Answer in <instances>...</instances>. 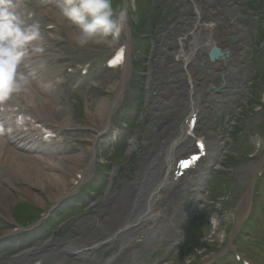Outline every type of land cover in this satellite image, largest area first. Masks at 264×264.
I'll return each mask as SVG.
<instances>
[{
	"label": "rangeland",
	"instance_id": "obj_1",
	"mask_svg": "<svg viewBox=\"0 0 264 264\" xmlns=\"http://www.w3.org/2000/svg\"><path fill=\"white\" fill-rule=\"evenodd\" d=\"M232 1L239 6L238 9L243 14L250 17L238 21L252 27L248 30L249 35L244 37L248 46L242 49L244 59L242 65L248 73L243 80L244 84H239V89H243L247 94L243 91L239 93L240 97L230 108H217L219 121L216 127L223 133L228 132L225 138L226 146L221 154L222 169L212 171L208 177L205 188L206 202L191 208L192 202L187 201L182 207L183 210L195 209L193 212L184 213L187 220L180 230L184 233L186 241L181 240L182 246L173 250L162 264H207L210 262L209 258L218 255L222 251V245L227 244L233 248L246 249L251 254L257 253L260 257L257 259L254 257V263L264 264V0ZM57 2L60 3L57 7L61 10L64 1ZM111 2L117 12L120 9L127 10L126 22L129 31L126 32L122 27L119 39L111 45L90 43L84 47L74 42L73 36L77 31L75 25L62 16L57 20L51 16V12L57 7L48 6L44 0H23L17 7L21 13L35 14L28 24L38 23L42 35V39L34 41L26 54L32 62V67L27 68L35 70L33 79L36 80L27 84L44 109L46 99L50 97L54 106L53 116L57 121L54 124H61L64 119L69 121L68 125L60 128L59 136L53 145L50 144L60 145V152H51L57 159L63 155L84 152L86 154L84 162L91 161V155H95L96 162L90 176L83 184L81 183L80 197L71 199V206L66 204L55 211L53 210L55 200L35 202L22 189L30 186L33 193L38 194L39 188L33 184L29 185L9 168L0 165V182L4 189L10 191L7 194L0 192V199L4 198L5 202L10 203L11 211L10 217L0 213V233L3 235L10 230L16 231L12 234L13 237L11 236L14 242L8 243L0 252V261L15 257L51 238L75 234L74 223L77 219L93 213L91 203L104 199L111 188L117 187V180L132 178L131 174L137 170L141 162L140 150L130 151L129 147L136 133H141L148 123L147 82L151 70L150 62L162 45L159 38L161 31L178 21L180 12L185 11L190 2L189 0H111ZM188 16L194 17L192 11H189ZM222 16L226 21L229 20L227 13H222ZM168 36L169 39L174 37L173 34ZM127 42L130 44L131 76L121 100L107 116L109 120H113L110 125L119 130L123 137L114 139L108 129L105 138L97 139L102 131L95 128L89 117H92L103 99L109 101L114 99L115 92L112 87L119 84L124 71L123 65L113 69L106 68V61ZM35 48H42L43 51L37 52ZM43 66H47L46 70L51 72L49 74L52 81L46 86L48 94L40 91L42 86L40 70ZM85 66H88V74L81 76L79 72ZM19 71L23 73V68H19ZM10 101L16 109L25 108L21 96H12ZM163 106L162 104L164 109L168 108ZM231 117L232 119L228 120ZM33 163L41 168L42 173L48 172L47 167L43 168L34 161ZM204 166L206 165L198 167L200 172L201 169L204 170ZM64 169L66 173L69 171L67 167ZM114 174L113 186L108 184V180L110 175ZM78 176V173H69L67 191L81 185ZM103 180L106 182L105 185ZM249 184L252 205L247 221L243 225L247 231L240 236L243 231L239 234L235 217ZM91 188L95 190L92 193ZM183 210H179L180 213L177 215L181 216ZM213 215L221 219L215 229L213 226L208 227L206 221L212 219ZM20 224L29 227L21 230ZM157 247L159 248L149 254L152 259L155 255L161 256L165 254V250L171 249L167 244L161 243ZM247 257L252 259L250 254H247Z\"/></svg>",
	"mask_w": 264,
	"mask_h": 264
},
{
	"label": "bare ground",
	"instance_id": "obj_2",
	"mask_svg": "<svg viewBox=\"0 0 264 264\" xmlns=\"http://www.w3.org/2000/svg\"><path fill=\"white\" fill-rule=\"evenodd\" d=\"M193 4L197 11L196 17L189 18L188 13L192 11L189 8ZM186 7L185 11L180 12L178 21L161 31L159 38L162 45L150 62L147 82L148 123L141 133H136L129 147L130 151L140 150L141 156L137 170L131 174L132 178L117 180V187L111 188L104 199L91 203L93 213L77 219L74 223L75 234L51 238L15 257L0 261V264H122L145 257L155 247L157 236L164 239V243H173L181 238V235L177 236L187 218L183 216L185 211L192 212L196 198L198 201L206 200V172L196 174L188 170L179 177L176 163L187 158L190 153L195 154L196 143L204 142L207 155L198 163L207 162L206 171L222 169L221 154L226 146L228 132L223 133L216 127L219 121L217 108H230L243 91L239 89V84H244L248 72L242 65V49L248 46L244 41L248 33L238 19L250 18L232 0H192ZM59 13V10H55L51 16L57 20L60 18ZM222 13L229 15L228 21L221 17ZM123 28L129 31L127 22ZM194 29H197L198 35V32L203 33L201 37L206 38L204 45L198 35L191 38L190 32ZM172 34L174 38L169 39L168 35ZM233 38H236V42L232 41ZM213 44L228 50L229 55L209 62L204 54ZM124 50L122 79L112 87L114 99H103L92 117H89L96 129H107V116L121 100L130 79L129 42L125 44ZM195 59L196 67L193 68L192 62ZM201 60L204 66L200 65ZM27 67H32V62L25 56L20 69L23 68L26 81L34 83L35 70ZM46 68L43 66L40 70L41 87H46L52 81L51 72ZM211 86H220V89H209ZM41 87L40 91L48 94V87ZM19 96L24 100L28 117L23 115L25 123L22 127L7 120L6 129L13 133L10 138H15L22 146L29 148L28 153L18 151L10 145V138L0 134V165L9 168L29 185L39 188L38 194H34L30 186L22 189L35 202H47L49 199L61 202L68 193L69 173H78L80 180L84 181L90 176L96 157L91 155V161L86 163L84 152L63 155L57 159L51 151L44 150L41 147L45 145L44 141L35 137L36 130L45 127L42 136L49 132L54 134L62 126L68 125L69 121L64 119L61 124H54L57 121L53 116L54 106L50 97L46 99L44 109L28 84L24 92L13 95ZM162 104L168 108H162ZM6 105L11 107L10 102ZM190 105L194 109L193 113L189 109ZM47 127L50 131H47ZM48 138L50 140L51 136ZM33 161L43 168L47 167L48 172L42 173ZM64 167L68 168L67 173ZM114 176L110 175L108 180L113 186ZM248 186L235 217L238 225L251 209V185ZM0 192L7 194L10 191L4 189L0 182ZM3 199H0V213L10 217V203ZM187 201H192L191 208L183 210ZM179 210H183L181 216L177 215ZM11 233L10 230L1 237H8L7 234Z\"/></svg>",
	"mask_w": 264,
	"mask_h": 264
},
{
	"label": "clouds",
	"instance_id": "obj_3",
	"mask_svg": "<svg viewBox=\"0 0 264 264\" xmlns=\"http://www.w3.org/2000/svg\"><path fill=\"white\" fill-rule=\"evenodd\" d=\"M59 15L76 26L73 39L81 47L90 43L111 45L119 39L127 20V10L117 12L111 0H64ZM41 39L40 25H23L14 0H0V106L25 91L27 81L19 68L33 42ZM15 123L22 126L25 117L18 115Z\"/></svg>",
	"mask_w": 264,
	"mask_h": 264
},
{
	"label": "water",
	"instance_id": "obj_4",
	"mask_svg": "<svg viewBox=\"0 0 264 264\" xmlns=\"http://www.w3.org/2000/svg\"><path fill=\"white\" fill-rule=\"evenodd\" d=\"M232 41L236 42V39H233ZM228 54H229L228 50H223L222 48L214 45L213 47L210 48L208 56L211 61H214L218 59L219 57L224 58V56ZM222 80L224 81V76H222ZM222 85H224V83ZM215 89L218 91L220 89V86L216 87Z\"/></svg>",
	"mask_w": 264,
	"mask_h": 264
},
{
	"label": "snow or ice",
	"instance_id": "obj_5",
	"mask_svg": "<svg viewBox=\"0 0 264 264\" xmlns=\"http://www.w3.org/2000/svg\"><path fill=\"white\" fill-rule=\"evenodd\" d=\"M200 147H201V149H202V148H203V145L201 144ZM197 158H198V157H193L192 159L195 160V159H197ZM181 163H182V165L187 166V164L189 163V161H182Z\"/></svg>",
	"mask_w": 264,
	"mask_h": 264
}]
</instances>
